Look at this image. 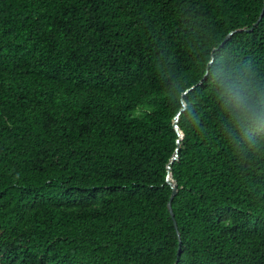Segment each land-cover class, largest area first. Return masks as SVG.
I'll list each match as a JSON object with an SVG mask.
<instances>
[{"label":"trees","instance_id":"1","mask_svg":"<svg viewBox=\"0 0 264 264\" xmlns=\"http://www.w3.org/2000/svg\"><path fill=\"white\" fill-rule=\"evenodd\" d=\"M262 5L0 0V264H264V152L201 82L213 47L264 77Z\"/></svg>","mask_w":264,"mask_h":264},{"label":"clouds","instance_id":"2","mask_svg":"<svg viewBox=\"0 0 264 264\" xmlns=\"http://www.w3.org/2000/svg\"><path fill=\"white\" fill-rule=\"evenodd\" d=\"M230 39V38H228ZM202 83L208 85L219 106L221 129L233 150L241 155L264 152V77L248 61H236L226 47H213L203 60ZM189 89L176 96V111L171 115L199 124L192 108Z\"/></svg>","mask_w":264,"mask_h":264},{"label":"water","instance_id":"3","mask_svg":"<svg viewBox=\"0 0 264 264\" xmlns=\"http://www.w3.org/2000/svg\"><path fill=\"white\" fill-rule=\"evenodd\" d=\"M263 13H264V0H263V5H262L261 12H260L258 18L256 19V21L253 23V25H252L250 28H248V29H242V31H243V30H244V31H250L254 26H256V25L259 23V21L261 20ZM237 31H240V30H237ZM234 32H236V31L229 32V33L223 38V41H222L221 45H222L224 42H226V41L228 40V38H230V36H231ZM178 117H179V114L177 113L176 117L174 118L173 126H174V128H175V130H176V132H177V135L179 136V139H181V138H182V133L180 132V130H179V128H178V125H177ZM179 139L177 140L178 145H179ZM176 155H177V151L175 152V154H174V156H173V159L176 157ZM166 182H167V184H168V185L170 186V188H171V194H170V197H169L168 202H167V208H168V211H169L171 217L173 218V212H172V209H171V201H172L173 197L175 196V194H176V192H177V184H176V181L173 180V179L171 178V172H170V167H169V166H167ZM173 224H174V227H175L176 232H177V226H176V223H175L174 220H173ZM177 235H178V232H177ZM178 238H179V235H178ZM179 253H180V243H179V246H178V249H177V253H176L177 257L179 256ZM176 263H177V259H176V261L174 262V264H176Z\"/></svg>","mask_w":264,"mask_h":264}]
</instances>
